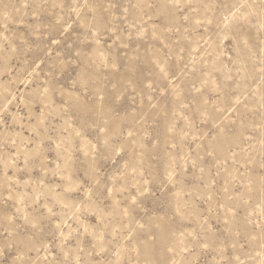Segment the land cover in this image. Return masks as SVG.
Returning a JSON list of instances; mask_svg holds the SVG:
<instances>
[{
  "label": "rangeland",
  "instance_id": "obj_1",
  "mask_svg": "<svg viewBox=\"0 0 264 264\" xmlns=\"http://www.w3.org/2000/svg\"><path fill=\"white\" fill-rule=\"evenodd\" d=\"M0 264H264V0H0Z\"/></svg>",
  "mask_w": 264,
  "mask_h": 264
}]
</instances>
